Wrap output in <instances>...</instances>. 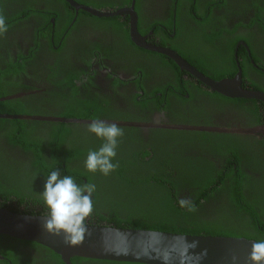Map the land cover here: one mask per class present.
Wrapping results in <instances>:
<instances>
[{
    "label": "trees",
    "instance_id": "16d2710c",
    "mask_svg": "<svg viewBox=\"0 0 264 264\" xmlns=\"http://www.w3.org/2000/svg\"><path fill=\"white\" fill-rule=\"evenodd\" d=\"M78 1L85 3L83 0ZM130 3L131 0H94L91 5L102 10L129 6ZM148 4H154V1L136 0L135 10L139 17ZM252 4L253 18L248 27L259 25L264 30V0H252ZM249 8L247 0H170L168 6H164L167 21L154 19L153 27L162 24L171 32L175 17L180 29L182 14L186 13V21L215 27L207 40L203 39L204 43L213 45L223 37L222 33L226 29L222 20H226L227 15L244 14ZM76 11L61 0H0V14L4 15L8 29L0 35V114L66 120L103 118L102 115H97L99 109L103 110V102L101 106V100L96 96L88 102L79 101L81 106L77 107L74 103H66V98L57 95L54 98L59 105L53 112L46 104L37 103L41 100L36 99L37 96L25 99L18 97L21 91H16V88H11L10 83L6 82L8 78L18 76L24 70L19 63H14L13 50H16L18 61H35L36 56L41 54V49L47 51L52 48V25L49 22L52 19L58 23L72 22L76 18ZM78 12L79 19H89L87 12ZM110 19L117 21L122 18ZM22 29L33 31L29 36L27 50H23L14 37ZM139 31L142 35L147 34L142 28ZM178 35L179 33L176 37ZM45 41L47 44L42 45ZM171 48L179 52L175 46ZM229 51L231 59L226 57L228 65L233 58L234 44L230 45ZM237 52L238 57H247L244 49ZM191 53L194 54V51ZM191 53L186 56L180 52V55H184L188 63L215 81L227 78L237 71L232 66L229 71L217 68L216 71L208 72L209 68L193 58ZM199 54L205 56L201 51ZM161 57L171 64L177 78L182 79L185 72L181 73L177 65L166 56ZM198 86L210 91L200 82ZM159 92L162 91L147 94L146 97H151L148 103L157 104L158 107L161 103V98L157 96ZM211 95L231 101V98L218 93ZM237 101L250 104L257 110L258 106L263 105L256 100ZM148 106L146 104L144 107ZM120 127L124 135L119 138L117 156L113 160L119 166L105 176L100 172L93 174L85 167L88 151L98 150L104 142L90 133L88 126L0 119V207L46 217L49 210L42 198V191L46 177L58 168L61 175L72 176L78 185L88 183L96 187L92 194L94 212L86 219L85 224L182 235L245 238L255 242L264 240V141L248 142L241 146L232 143L231 147H227L217 142H198L206 141L207 137H215L207 132L199 134L181 131L172 136L166 130L151 129L144 135L134 127ZM197 135L201 138L196 137ZM248 149L262 152L260 155L251 154L246 152ZM219 157L224 160L221 167L216 162ZM255 157H259V161L251 162ZM257 174H261L262 178L253 177ZM181 198L188 199L196 210L189 211L188 206L181 207ZM1 243L11 245L5 254L11 264H21L10 257L16 250L28 249L44 255L47 253L54 259V264H64L58 255L36 243L0 236ZM23 254L25 260L22 263L38 264L33 256L26 252ZM72 263L131 264L81 258H73Z\"/></svg>",
    "mask_w": 264,
    "mask_h": 264
},
{
    "label": "flooded vegetation",
    "instance_id": "af4514ba",
    "mask_svg": "<svg viewBox=\"0 0 264 264\" xmlns=\"http://www.w3.org/2000/svg\"><path fill=\"white\" fill-rule=\"evenodd\" d=\"M61 1H65L75 9L67 0ZM72 1L95 9L91 5L94 0H83L86 4L78 0ZM153 1L154 4H148L143 9L140 17L135 10L138 17L137 30L149 45L173 50L178 55L181 52L188 56L194 51V54L191 53L193 58L209 68L208 72L216 71L217 68L229 71L234 66L237 71L228 77L233 76L234 78L241 72L245 88L264 93V49H262L264 30L259 25L248 27L253 18L252 0H247L250 8L244 14L227 15L226 20H222L226 24V29L223 31V27L219 24L223 37L216 40L213 45L204 43L203 39L207 40V36L215 27H209L210 24H198L196 21H186V13L182 14L180 29L177 27L175 17L171 32L162 24L153 27L154 19L167 21L164 6H168L170 0ZM130 5L102 10L96 8L95 10L116 12ZM43 8L46 7L43 6ZM77 11L75 12L76 18L72 22L58 23L54 19L49 22L52 25L50 44L53 51L41 49V54L36 56L35 61L22 62L18 61L16 50H13L14 63H19L24 70L20 75L8 78L6 82L10 83L11 88L21 91L18 97L25 99L29 96H37L36 99H41L37 103L46 104L53 111L59 105L54 98L57 95L66 98V103H74L77 107L81 106L79 101L88 102L96 96L101 100V106L103 102V110L99 109L97 114L102 115L101 120L134 127L144 135H147L151 129L166 130L172 136L173 133L181 131H192L199 134L207 132L215 137L211 139L207 137L206 141L198 140V142L202 144L217 142L227 147H231L232 143L241 146L248 142L264 141V135L259 132L247 133L264 129L263 103L258 106L257 110L250 104L239 103L237 99L231 98V101H224L215 98L211 95L215 92L201 82L210 91L202 86L199 87V81L196 78L180 69L181 73H185L182 79L177 78L171 64L161 57L162 54L141 48L133 41L131 15L99 18L87 12L90 15L89 19L82 20L79 19ZM93 17L103 20L97 21ZM115 17L122 19L117 21L110 19ZM140 28L146 30L147 34L142 35ZM31 32L33 31L22 29L14 35L23 50L28 48L27 43ZM177 33L179 35L176 37ZM46 44V41L42 43V45ZM231 44H234L235 51L232 53L234 60L232 58L228 65L226 57L231 59V51H229ZM42 45L40 47L44 48ZM171 46L178 48L179 52ZM241 49L246 51V58L238 57L237 51ZM199 51L205 56L200 55ZM183 56L181 57L184 59ZM195 69L200 72L197 68ZM228 77L223 79H228ZM157 90L162 91L157 95L161 98L158 107L157 104L148 103L151 97H146L151 91ZM146 104H149L147 108L144 107ZM39 118L45 117L39 116ZM78 121L80 122H74V124L85 127L93 120ZM183 127L212 131L181 129ZM196 137L201 138L200 135ZM248 150L246 152L251 154L260 155L262 152ZM258 161L259 157L251 159V162ZM216 162L221 167L224 160L219 157ZM253 177L260 179L262 175L257 174ZM10 247L11 245L8 244H0V264H11V260L5 255ZM23 252L33 256L38 264L55 263L47 253L44 255L33 249L16 250L15 254L10 257L24 264L22 263L25 260Z\"/></svg>",
    "mask_w": 264,
    "mask_h": 264
},
{
    "label": "water",
    "instance_id": "95a60500",
    "mask_svg": "<svg viewBox=\"0 0 264 264\" xmlns=\"http://www.w3.org/2000/svg\"><path fill=\"white\" fill-rule=\"evenodd\" d=\"M77 10H83L99 18L131 15V37L141 48L170 58L181 71H185L213 92L232 99L256 100L264 104V93L243 86L241 72L234 78L215 81L192 67L175 51L149 45L137 30L138 17L133 0L130 7L116 12H102L67 0ZM10 99V98H6ZM0 119L51 121L74 123L78 120L39 118L0 114ZM87 123V122H85ZM125 126L124 124H117ZM198 131L210 129L183 127ZM264 135V129L248 131ZM43 217L24 214L0 207V236L41 245L56 255L64 264H73V258L131 263V264H251L248 256L253 240L235 237L195 236L151 230L120 229L116 227L86 225L81 241L66 242L65 236L49 234L43 227ZM233 257L236 259L234 260Z\"/></svg>",
    "mask_w": 264,
    "mask_h": 264
},
{
    "label": "clouds",
    "instance_id": "9594fccd",
    "mask_svg": "<svg viewBox=\"0 0 264 264\" xmlns=\"http://www.w3.org/2000/svg\"><path fill=\"white\" fill-rule=\"evenodd\" d=\"M7 30L5 17L0 14V35ZM87 130L104 142L98 150L88 151L85 167L93 174L100 172L107 176L119 166L118 163H113V160L117 156L118 141L124 135V131L116 123L99 119L89 123ZM95 191L94 184L86 183L81 186L72 176L61 175L58 168L51 171L46 177L42 191V198L49 210V214L43 217V227L46 232L54 235L63 234L66 242L71 244L81 241L88 225L85 221L94 212L92 194ZM179 203L181 207L188 206L189 211L196 210L186 198H181ZM248 260L251 264H264V240L252 243Z\"/></svg>",
    "mask_w": 264,
    "mask_h": 264
}]
</instances>
